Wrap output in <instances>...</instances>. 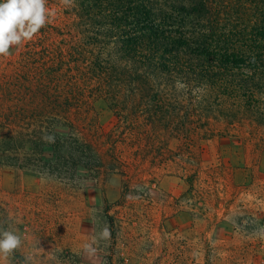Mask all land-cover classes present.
I'll list each match as a JSON object with an SVG mask.
<instances>
[{
    "label": "trees",
    "instance_id": "trees-1",
    "mask_svg": "<svg viewBox=\"0 0 264 264\" xmlns=\"http://www.w3.org/2000/svg\"><path fill=\"white\" fill-rule=\"evenodd\" d=\"M48 6L55 17L0 57L9 89L0 103V168L72 181L80 170L99 174L103 150L90 133L104 137L108 116L116 120L108 137L132 140L191 141L221 122L264 133V0ZM177 78L187 95L176 92ZM201 86L197 100L191 89Z\"/></svg>",
    "mask_w": 264,
    "mask_h": 264
},
{
    "label": "rangeland",
    "instance_id": "rangeland-1",
    "mask_svg": "<svg viewBox=\"0 0 264 264\" xmlns=\"http://www.w3.org/2000/svg\"><path fill=\"white\" fill-rule=\"evenodd\" d=\"M115 125L108 116L104 137L90 133L103 150L99 174L0 168V227L22 237L9 264H264L262 131L221 122L191 141L132 140L108 137ZM105 225L110 239L89 254L83 244Z\"/></svg>",
    "mask_w": 264,
    "mask_h": 264
},
{
    "label": "clouds",
    "instance_id": "clouds-1",
    "mask_svg": "<svg viewBox=\"0 0 264 264\" xmlns=\"http://www.w3.org/2000/svg\"><path fill=\"white\" fill-rule=\"evenodd\" d=\"M64 8L75 6V0H59ZM56 11L48 6V0H0V57L11 55L13 48L30 42L43 29L49 21L55 17ZM177 93L187 95L189 85L181 78L174 83ZM192 95L199 100L203 93V86L191 89ZM47 142H54V137H45ZM95 211V210H93ZM264 233V230H261ZM111 233L105 225L96 236L92 237L90 243H84L83 248L89 254H94L93 247L101 240L110 239ZM22 245V237L10 227H0V264H9V256ZM27 262L34 264L33 257H27Z\"/></svg>",
    "mask_w": 264,
    "mask_h": 264
}]
</instances>
